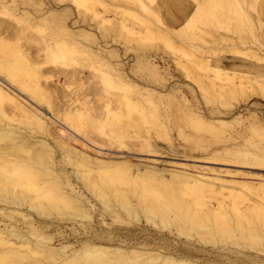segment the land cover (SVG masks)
<instances>
[{
	"label": "bare ground",
	"instance_id": "1",
	"mask_svg": "<svg viewBox=\"0 0 264 264\" xmlns=\"http://www.w3.org/2000/svg\"><path fill=\"white\" fill-rule=\"evenodd\" d=\"M153 1H132L153 20L133 13L134 20L130 24L125 18L129 13L127 3L121 1L113 5L116 7L114 16L105 14L112 8L104 3L102 9L95 10L93 19L99 26L108 22L131 31H139L141 27L137 29L134 24L141 23L150 34H163L175 43L173 29L167 27L162 15L155 10L160 8L159 4L154 3L152 7ZM45 2L0 0V8L10 10L13 15L19 13L20 18L17 20L24 22H21L20 30H16L18 28L0 21V105H4L0 116V264H264V256L250 254L233 259L220 251L215 253L214 249L190 243L178 244L175 250H171L172 247L156 249L151 247L149 239L143 243L129 240L133 235L130 227L115 225L100 231L83 225L85 218L93 217L92 207L99 201L104 210L101 212L103 218L111 216L116 222L127 221L124 210L130 216L129 222H132V218H139L140 210H143L149 219L158 222L156 224L163 223L170 227L173 223L183 234L195 229L213 245L231 237L236 240L246 237L260 244L264 237V228L259 227V224L264 225V205L259 203L255 195L256 198L252 201L248 199V204L245 203L246 210H242L244 206L240 209L242 205H239L233 211H229L222 202L212 204L205 198L211 196H206L207 190L225 192L228 189L226 192L233 194L230 187L236 181L226 179L222 174L231 170L214 167L195 169L181 162L169 169L160 168L148 162L133 160L128 153L119 152L124 151L125 147L119 149L117 146L119 151L111 148L109 155H101L105 143H97L91 134L92 129L83 130L85 125L103 128L116 118L107 133L108 142H111L113 137L120 138L124 133H131L129 128L137 125L140 118L146 120L148 112H152L147 111L148 104L159 101L165 108L174 101L188 104L191 98H187L185 86L182 83L168 84L176 76V71L192 77L202 94L213 92L224 98H232L236 104L254 97L264 100V31L255 29V20L251 19V40L247 39L245 33H235L236 36L213 35L208 42L204 37L206 29L198 27L182 41V55L165 56L158 51L159 47L152 51L151 46L142 47L145 44L139 43L142 48L139 46L140 49L132 50L135 52V61L131 60L132 63L128 65L113 44L114 47L100 43L88 27L74 29L63 20L54 28V34L51 35L54 39L46 38L43 41L42 38L37 43H22L25 29L64 14L58 10H45ZM188 3L180 18L170 14L172 21L186 17L190 10ZM132 4L129 3V6ZM198 7L194 9L198 10ZM209 13L211 15V11ZM82 21L90 22L86 16L82 17ZM109 26L106 28L109 29ZM58 34L69 41V49L90 57L88 65L91 71L87 75L84 67L58 68L49 62L51 56L59 57L64 51L59 46V38H55ZM132 37L129 36L131 40L134 39ZM223 41L231 42V45L219 49ZM125 45L124 52L131 51L133 46ZM162 72L167 75L162 77L165 81L157 82L158 77L154 80ZM71 83L76 85L72 87ZM63 86L70 89L66 91L62 89ZM190 90L195 96L192 86ZM130 109L138 112V117ZM167 111L163 118L157 117L162 125H167ZM189 111L186 114L189 121L210 133H218L225 125L238 120L244 128L258 132L260 138L264 139V121L254 112L244 117L233 114L232 119L226 120L212 118L199 110ZM141 134L144 146L150 147L146 152H156L153 132L146 130ZM141 147L139 151L143 149L140 150ZM225 149L233 156L231 159L226 155L234 163H260L255 150L234 146H226ZM110 150L114 151L111 153ZM205 156L217 158L215 152ZM220 161L224 160L221 158ZM254 187H264V179L259 178ZM189 194L192 195L191 199L186 197ZM171 211L174 216H170ZM70 223H82V228L77 225L71 227ZM120 230L124 232L114 236V232ZM134 237L138 239V236Z\"/></svg>",
	"mask_w": 264,
	"mask_h": 264
},
{
	"label": "rangeland",
	"instance_id": "2",
	"mask_svg": "<svg viewBox=\"0 0 264 264\" xmlns=\"http://www.w3.org/2000/svg\"><path fill=\"white\" fill-rule=\"evenodd\" d=\"M52 1H54L55 3ZM120 1L123 3L124 2L127 3L129 13L126 14L125 18H126L127 22H130V24H131V22H133L132 20H134V18L132 16L133 13H137L144 18L149 17L152 20L154 19L152 16H149V14L144 13L143 11L139 10L137 8V6L133 5L134 3L132 1H134V0H104V1L103 0H44L45 7H46L45 10H48V9L58 10L60 12H64V14L59 16V18L55 17L54 19L48 18L46 20H42L38 24L35 23V25H33L34 27H31L29 29H25V31H24L25 35H24V38L21 39V42L24 44L25 43L29 44L28 41H32L33 43H37V41L42 40V38H43V41H45L46 38H49L50 40L54 39L51 37V35L54 34V28H56L58 26V24L61 23L63 20L64 22H66V24H68V26H70L71 28H74V29L75 28L78 29L80 27H83V28L88 27L87 28L88 30H90L91 32H94L96 34V37H97V39L99 38L100 43H104V44L108 43L107 45H109V46L114 45L115 47H117L119 49L120 53H122V57H123V59H125L124 61H126V63L129 65L132 63L131 60H133V62L135 61L134 60L135 59V52L133 53V51L137 50V48L140 49L142 47H148V48L152 47L153 48V49L151 48L152 51L155 49L157 50V48L159 47L158 51L161 54L162 53L165 54V56H168L167 54H169L171 56L182 55L181 44H184L182 41L186 38V35H189L190 32L196 30L198 27H199V29H201V28L206 29L204 32V37H205L206 41H208V42L211 41L213 35L224 34V35L229 36L228 34H232V36H236L235 33H238V34L245 33L247 39L251 40V38H250L251 37V31L253 30V28L251 26V19H252V21L255 20V22H256V24H255L256 28L254 27L256 30L260 29V30L264 31V0H204L206 3L202 2V0H199L200 2H198V0H186L187 2H184L185 0H154L152 2L153 3L152 7H154V3L159 4L160 8L159 9L155 8V10H158V12L162 15L163 20H164L165 24L167 25V27H171V29H173V31H174L173 32V39L175 40V43L169 41L165 35L163 36V34L158 35V33L154 34L151 32L152 35L154 34L152 36L150 34V32L145 31L146 27H145V25H143L141 23L134 24L135 27H137V29L139 27H141L142 30L139 29V31H131V30H128L127 27H123V29H122L121 26H113L108 22L104 24L105 27H104V25L99 26V24H96L97 22L94 21V19H93V17H94L93 15L95 13V10L102 9L103 8L102 4L108 3V6H110L113 11L107 10L105 12V14L114 16V9L116 7H114L113 5L116 6ZM129 3H131V4L133 3L132 6H129ZM187 3L190 5V8H189L190 10H189L188 14L186 15V17L184 19L182 18L181 20L176 21V22L172 21V19L170 18V14H175L180 18L181 15L185 13L184 8H185V5H187ZM210 4H213V5L211 6ZM197 5L200 7H198V10H195L194 8ZM207 5H209V6H207ZM205 8H206L208 13L211 11V15H210V13L204 14V13H207ZM65 13H66V15H65ZM16 14L17 15H13V13L10 10H7V9L1 7L0 8V17H1L0 21L3 22L4 24L6 23L5 25H12V27L14 26L15 28H18L16 30H20V27H21L22 23H24V22L21 19L17 20V18H20L19 17L20 14L19 13H16ZM200 14H202V16ZM205 15L207 17H205ZM84 16H86V18L90 22L87 23L85 21H82V17H84ZM14 17H16V18H14ZM128 19H129V21H128ZM50 22H52V23H50ZM14 23H17V24L14 25ZM106 24L108 26L110 25L109 29L106 28V27H108ZM156 24H158V23L156 22ZM140 25H142V26H140ZM97 27L99 29H95ZM115 27H118L117 28L118 30ZM142 27H144V28H142ZM103 28H105V29H103ZM107 29H108L107 32L110 36L107 35V32L105 31ZM143 30L145 32V35L143 34L144 33ZM262 31H260V32H262ZM99 32H101V33H99ZM146 32H148L147 33L148 35L146 34ZM136 33H137V35H134ZM104 34H106V35H104ZM127 34H129L130 37L132 35L133 36L132 39L133 38L134 39L131 40V38H129V36H127ZM103 35L105 37H102ZM134 36L135 37L137 36L136 37L137 40L135 39ZM144 36H146V37H144ZM30 37H32V38L30 39ZM114 37H116V38H114ZM55 38H59V42H60L59 46L64 48V51H63V54L58 55L59 57L53 58V56H51V58H49V62L51 64L54 63L53 65H55V67H58V68H60V66H61V68L66 67L68 69H74L77 67H84L85 68V74L87 75L89 73V71H91V69L88 65L91 61L90 57L87 54L81 53V52L76 51V50L69 49L67 46V44H68L67 42H69V41H67V39L64 38L63 36H60L58 34L55 36ZM113 40H114V43H113ZM129 40H131V41L129 42ZM135 42L137 45L139 43H142L145 45H142V47H141V44H140L137 47ZM84 43H86V44L90 43V45H91L92 42L84 41ZM121 43H122V45H121ZM225 43H226L225 41L221 42L219 44V45H221L219 47V49H221V47L223 48L225 45H228V44L231 45L230 44L231 42H227L226 44ZM125 44L133 46L135 48V49H132L133 47H131V51L133 50L132 53H131L130 49L127 53L124 52V49L126 48ZM209 44L216 45V44H213V42L212 43L210 42ZM135 45H136V47H135ZM139 46H140V48H139ZM218 51L220 52V50H218ZM172 53L173 54L175 53V54L173 55ZM141 72L142 71L139 69V73H141ZM175 74L177 77L175 76L170 81H168V84L170 86V85H173L175 83H182L186 88L185 92L187 94V98L188 99L191 98V99H189L191 101L188 104L185 102H183L184 104L182 102L180 104H178L179 102L174 101V102L170 103V106L166 107L167 109L159 101H155V103L154 104L151 103V105L148 104L147 111H152V112H148V114H147L148 116H146V118H145L146 120H143L140 118L137 122V125L136 124L131 125V128H129L132 131L131 133H124L120 138H118V137L114 138L113 137L111 139V142H108L109 136H107V133L110 132L111 126L113 125L114 121L117 120L116 118H114V120L110 124L105 125L103 128H99V129L97 128L96 129L93 126L85 125L86 127L84 126L83 130H91L92 129L91 134L93 135L94 139L97 140V143L98 142H99L98 144H101L103 142L105 143L103 145L105 147L104 149L101 150L100 148H98V150H101V152H100L101 155H109L110 153L108 151L111 148H115V150H116V149H118L117 147H119V149H122V147H125L126 149H123L124 151H122V150L119 151V149H118V151L121 153H124V152L126 154L128 153L127 155H130L131 158H133V160H138V161L140 160L142 163L148 162V164L154 165L157 167L160 166V168H168L169 169V168L175 167L174 164L176 165L177 162L178 163L181 162L183 164H187L191 167H194L195 169H199L202 167L203 168H205V167L213 168L214 167L215 169H221V170L229 169L232 171V172H229L230 174L227 172L226 173L222 172V174H224V176H223L224 178L232 179V180L236 181V182H232V184L233 183L234 184L230 187V188H232L233 194L226 192V191H228V189L225 190L226 193L223 191L222 192H213V191L207 190L205 192L206 196H209V195H211V196L205 197V198L210 200V202L212 204H214V203L217 204L218 202H222L223 204H226V208L229 211H231V210L233 211V208L237 207V206L239 207V205L240 206L242 205L241 207H239L240 209H242V207L244 206V209H242V210H246L247 208L245 209V207L247 205H245V203L248 204V199H249V201H252V199L256 198V197L258 198L259 203H262L264 205V198H263L264 194H262V193H264V187H260V188L254 187V184L259 181V178L264 179V177H262V176H264V151H263L264 139L260 138V135L258 134V132H255L253 130L251 131V129L244 128V126L240 122H237L238 120L237 121L234 120L231 123V125L230 124L225 125L226 127L224 126L225 128L223 127L224 129L221 130L220 132H218L219 134L215 133V132L210 133L209 130L205 131V129L203 130L202 128H200L197 125L194 126L192 121H189V119L186 116V114L188 115L189 110H191V112H193L194 110L195 111L199 110L201 113H203L207 116H211L212 118H224L226 120H229V119H232L235 114H238V116H240V117H244V116H247L250 112H254L259 116V118H261L264 121V100L261 98L254 97V98L247 100L246 102L245 101L239 102V103H237L238 104L237 105L236 101L232 100V98H224V97H221L217 94H214L213 92H209L207 94H202L201 91L199 92L197 83H195V81L193 80L192 77L186 76V75L180 73V71H176ZM165 75H166V73L162 72L160 74V76L157 75L156 77H154V80L158 77L157 78L158 80L156 79V81L157 82H163V81H165V79H163V78H165L167 76V75L166 76ZM75 85H76V83H71L72 87H74ZM191 86L195 90L194 91L195 96H194V93H192L190 90ZM66 87L63 86L62 89L68 91L70 88L67 87L68 88L67 89ZM108 88L110 90L112 89L111 86H109ZM248 92H249V90L246 93H248ZM195 99H197V100H195ZM3 108H4V105H0V116L2 114ZM130 110H129L130 113H131V111L132 112L135 111L134 109H133L134 111L133 110L130 111ZM166 111H167V114L169 115L167 117V119L169 121L166 120L167 125L166 124L162 125L160 120L157 117L160 118V116H161V118H163V115L166 113ZM207 112H209V113H207ZM134 113H135V115H137L136 117H138V112L135 111ZM149 113H151V114H149ZM189 113H190V111H189ZM131 114L133 115V113H131ZM217 114H221V115H217ZM140 123H142V124H140ZM106 127H107V129L108 128L109 129L108 130L105 129ZM144 129L153 132L152 140L156 144L155 147L157 149V151L154 152L155 154L151 153L150 151H149L150 153H147L148 149L150 147L144 146V144L142 142L141 132L143 133L144 131H146ZM138 134H140V136ZM97 136H98V138H97ZM103 137H104V139H102ZM112 145H114V146H112ZM139 145H142L143 149ZM226 146H234V147L247 149V150H255V151H257L256 157L259 158L260 163L255 162V163L242 164V162H238V161H235V163H234V160H231V159H233V156L230 155V153L228 151H225ZM95 147L96 146H93L94 149H97V147L96 148ZM139 147H141L140 150L142 149L141 151H143V152L139 151ZM113 151L110 150L111 153ZM129 151H131V153ZM135 151H137V153ZM214 152L216 153L217 158H220V159L217 160V158H207L205 156V155H207V156L213 155ZM226 155L229 156L231 159L229 160V157H227ZM204 156L206 158H204ZM221 158L224 161H220ZM224 158H226L227 162L225 161ZM154 159H156L157 162ZM142 160H145V161H142ZM192 164H194V165L192 166ZM253 181H255V182H253ZM243 182H245V183H243ZM243 184H245V185H243ZM247 185H249L250 188ZM260 189L263 190L262 193H261ZM235 191L237 192L238 197L235 194L236 193ZM208 192H209V194H208ZM254 192H255V194H254ZM261 195H262V197H261ZM235 196H236V199H235ZM186 197L188 199H191L192 195L189 194ZM211 197H212V199H211ZM231 199H233V200H231ZM234 199L236 201H234ZM232 202H235V203H232ZM230 203H232V204H230ZM237 203H240V204H237ZM98 206H100V207H98ZM92 211H93L92 212L93 217L85 218V220L83 222L84 223L83 225H86L87 228L92 227L94 229L97 228V230L98 229L100 230V229L112 228L115 225L122 226V227H125V226L130 227V231L133 233V235H132V238H128L129 240L139 241V243L140 242L143 243L144 241H146V239H149L148 241H150L151 247L154 246L153 248H156V249L160 248L162 250H165V249H167V247L168 248L172 247L173 249H171V250H175L176 249L175 246L178 244L190 243V244H195L198 246H203L206 248L214 249L215 253L220 251L221 253H225L229 257H232L233 259L237 258L238 256L247 257L250 254L258 255L260 257L264 256V237L261 238L260 244L253 242L252 240H249L246 237H241L238 240L231 237V238H226L225 240H220V241H218L217 244L213 245V243L209 242L207 240V238H205V240H204L202 237L203 235L199 234L195 229L194 230L191 229L190 230L191 233L188 232L189 236H187L188 235V234H186L187 232H184V234H183V231L179 230L177 228V226L173 223L171 224L172 226L169 224L170 227L168 225H164L163 223H159V225H158V224H156L158 222H154L152 219H149L145 215V212L143 213V210H140V213H139L140 219L139 218H132V222L128 221L130 219V216L126 210L123 211V213L125 214V215L124 214L123 215H124L125 219L127 220L125 222H116L113 220V218L111 216H106L105 218H103L101 212H104V210H103L102 204L99 203V201L97 202V204L94 205V207H92ZM169 214H170V216H174L173 211L169 212ZM133 220H138V221H133ZM102 221H103V223H102ZM96 222H98V223H96ZM105 223H107V224H105ZM161 224L163 226H167L169 228H167V227L162 228ZM75 225H77L78 227H81L82 223L75 224ZM75 225L72 223L69 224V226H71V227L75 226ZM259 227L264 228V225L259 224ZM122 232H124V230H120L119 232L115 231L114 233H116V234H114V236H118V234L122 233ZM179 233H180V235H179ZM237 234L241 235V234H239V232H237ZM134 236H138V239H137V237H134ZM189 237H191V238H189ZM260 245H262L261 248H260ZM160 246H162V247H160ZM236 247L237 248L239 247L238 250ZM236 251H238V252H236ZM200 256H204V255H200ZM205 256H207V254Z\"/></svg>",
	"mask_w": 264,
	"mask_h": 264
}]
</instances>
